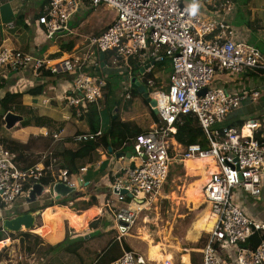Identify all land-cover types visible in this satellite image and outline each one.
<instances>
[{"label":"built area","instance_id":"built-area-1","mask_svg":"<svg viewBox=\"0 0 264 264\" xmlns=\"http://www.w3.org/2000/svg\"><path fill=\"white\" fill-rule=\"evenodd\" d=\"M194 3L210 12L199 14ZM82 4L92 9L104 4L115 10L116 17L100 34L87 38L85 46L77 48L67 58L43 59L17 49L0 48V69L16 72L29 67L34 77L43 72L71 76V87L62 97L70 115L63 119L79 122L89 106L98 111L104 101L105 81L96 75L101 64L100 54L109 57V60L104 57L105 65L110 61L113 66L132 63L134 70L145 69L151 63H170L171 72L165 86L150 77L152 67L145 69L137 79L156 102L158 122H153L146 133L131 141L133 155L139 162L113 177L109 195L103 201L102 207L111 215L114 224V239L121 248L120 257L108 264H156L144 254L124 250L122 241L128 239L126 234L138 215L161 191L170 160L174 158L170 154L169 138L174 137L183 117L189 115L197 119L207 144L206 148L185 146L184 158L211 159L218 170L202 187L214 224L200 253V263H194L191 252L185 251L173 259L177 262L165 260L161 264H264V240L254 250L246 247L251 236L264 235V223L247 216L235 198L237 191L254 198L262 193L264 123L245 120L241 126L223 125L242 102L256 100L259 93L253 90L228 92L223 87L211 85L215 75L264 71V57L260 51L243 41L231 24L233 4L215 3L214 0H48L36 18L38 37L51 40L60 33L76 34L69 22ZM131 71L128 67V79ZM129 87L122 91L125 99L130 98ZM202 89L206 92L199 95ZM63 135L66 136L62 128L41 132V136L50 137L53 143L61 141ZM102 135L100 125L93 132L81 131L75 126L70 139L80 145L96 142ZM80 173V170L76 174L65 169L51 171L52 182L44 185L41 181L46 173L42 162L22 168L0 145V221L16 200L25 198L36 184L43 185V195H51L56 183L82 189ZM0 243L4 244L2 251L14 246L10 239ZM219 249L232 259H223ZM0 264L16 263L11 256Z\"/></svg>","mask_w":264,"mask_h":264},{"label":"rangeland","instance_id":"rangeland-1","mask_svg":"<svg viewBox=\"0 0 264 264\" xmlns=\"http://www.w3.org/2000/svg\"><path fill=\"white\" fill-rule=\"evenodd\" d=\"M0 1V6L3 7L2 11H0V31H3V29L5 28L4 24H10L9 21L13 19V17L8 18V16L13 15V8L11 6L12 0ZM42 1L43 0H38L37 8L41 6ZM230 1L233 2V0ZM234 3L237 9V13L234 15V19L231 22L233 27L240 28L244 25L242 21L246 20V13L249 10L253 11V13H255L256 16L260 17L262 22H264V0H234ZM246 7L247 9L243 10ZM243 11H245V13ZM115 17V10L109 8L104 4L94 9L87 6L76 16L75 21L72 20L71 22H69V27L76 32V37L77 39H79L81 35L90 36L96 30L108 26L113 22ZM30 35V31H27L25 34L27 39L30 38ZM70 38L74 39L73 36L69 37L65 33H60L55 36L51 42L53 43V45L58 47L62 42L69 40ZM250 45L258 46L260 50L264 52V48L261 47L260 42L255 43L254 41H252L250 42ZM128 67L132 70L131 77H138V70H134L132 63H129L128 66L125 64L113 66L110 61L106 66H104V68L102 65L103 69L100 70V73H111L115 74L114 76H118V81H116V95L120 94L121 96H123L122 87L120 88V85H122L123 76H128ZM157 67L158 66H156L155 68L153 67V73H155ZM167 72L168 71H163V74L161 75L155 74L157 78H161L160 83H162V86L166 85L168 74ZM230 78L235 80L236 82L242 80L241 76L230 75ZM220 84H222L221 80L217 79L215 75L213 80L211 81V85L217 86ZM137 85L141 86L139 82H137ZM144 88L147 89L146 87ZM24 103L27 102L24 101ZM33 103L35 104V106H38L36 101H34ZM263 108L264 105L261 104V102H257L246 111H243L238 117L242 119L244 118V120H259L260 124H262L264 120ZM16 109L17 108L15 107V110H12L11 113L22 116L25 118V120L21 124H18V126H16L15 128L8 130L10 131V136L5 134V127L3 126L4 128L1 129L0 137H10L9 139H13L22 143H26L31 139H35L37 134L35 133L33 128V115H36L37 112L33 113L29 111L28 113H26L25 111H23L22 113H20L21 110H17L19 112L18 113L16 112ZM43 109L45 108L34 107L33 110L39 112V110L44 111ZM98 112L100 116L99 118L101 131L103 134H106L110 125L111 109L104 103H101L98 108ZM119 116L124 121L133 122L142 129L147 130L152 125L149 109L141 102L139 98H135L134 100H132V103L130 105H128L125 109H122L119 113ZM48 131L53 132L54 130ZM20 138H23L24 140ZM40 139L35 141L34 145L30 144L29 146L31 149V153L33 155H40L39 160L42 161L45 157L47 159L49 155L48 151L50 150L51 146H54V143L50 137L48 138L50 142L48 140L42 141ZM130 145L123 148L122 152H129L130 150H132V146ZM180 151L181 150L172 152L174 158H172L171 160L170 171L166 182L164 183L160 193L156 195L150 201L149 205H147L146 209H144L138 215L137 221L135 222L134 226L131 228L129 235L127 236L129 240L126 241L129 243L128 245L130 246L131 250L135 252L146 254L148 250V244L146 240H150L155 243H162L166 248L165 254L168 256L165 259L172 260L174 253L179 254L184 253L185 251H192L199 254L201 252V246L205 244L202 243L205 234L200 233L197 235L194 232V222L205 211H209V209L204 202L194 208L193 206L189 205L190 201H188V203L185 201V197L183 194L184 188L187 187V185L194 179L183 169V161L179 158L181 154ZM95 157L97 159V156ZM135 157L136 156L134 155V158ZM100 158L101 157H99V159ZM125 160L128 163H130L131 161V159ZM78 194H80V191L76 190L72 196ZM49 197V195H42L35 203L26 206V209H24V199L19 198L13 205H17L19 203V206H17L16 208H19L21 206L22 209H20L19 211L15 210L14 212L8 211L6 213V216L9 217L13 214L17 215L18 213L24 212L26 210H31L34 212L39 210L40 208H45L50 202H57L54 200L50 201ZM46 200L49 201L46 202ZM78 200L79 198L69 202L66 207H68L73 212L81 214V212L83 211L79 210V207L76 204ZM88 200L89 198L87 199V201ZM101 206H103V202H101L100 207ZM43 211H45V209ZM61 217H63V215H59L58 219L52 220L49 217L48 213L45 216L43 215L42 217L37 218L35 226L29 231H25L24 228H22L23 231H20L19 233H5L7 235L5 240L10 239L14 243V246L9 249H4L3 251L1 247L0 255L2 254V258L0 262H4L5 260L8 261L12 256V261L16 264H18L19 261H21L22 264H58L59 261L63 264H92L96 259L98 253L105 247H107L111 239L114 238L115 233L112 229L110 231H103L101 228L99 229L100 232L96 229V226L100 225L101 222H99V220L95 217L93 218L94 220L92 219L93 221L91 220V222L95 221V223L97 224L94 227L95 230H93V227L89 225L87 231L86 229L82 230L70 228L68 220L65 218L66 221H62ZM44 224L48 227V229H46L44 232L37 233L34 231L35 229L37 230L39 227H42ZM208 231L209 229L207 230V233ZM22 233H30L31 235L38 236L41 241L36 242L34 241V239H30L29 241H22V237L20 235ZM194 234L199 237L198 241L195 243H193L191 240ZM90 237L92 238L90 239ZM73 239H76V241H79L78 239L85 240L82 247L77 250L76 255L65 254L62 249L67 247L66 243H69L68 241L71 242V240ZM54 246L57 247L58 251L47 253L50 247ZM175 246L178 247V252L175 251ZM27 247L32 249L30 254L27 251ZM192 261L195 263V260L193 258Z\"/></svg>","mask_w":264,"mask_h":264},{"label":"crops","instance_id":"crops-1","mask_svg":"<svg viewBox=\"0 0 264 264\" xmlns=\"http://www.w3.org/2000/svg\"><path fill=\"white\" fill-rule=\"evenodd\" d=\"M214 1H215V3L219 2V3L224 4V3L230 2L233 4V10H232L231 15H230V20L232 22V20L234 19V15L237 13L236 6L234 5L235 3L232 1H223V0H214ZM37 2H38V0H12L11 6L13 8V15L8 16V18L13 17V19H11L9 21L10 24H4V27L6 29L4 28L3 31H0V48L4 47V48L17 49V50L22 51L23 53L30 54V55H33V56H36L39 58H43V59L44 58H47V59L67 58L77 48H80V47L83 48L86 44L87 38L98 35L101 31H103L107 27V26H105L102 29L96 30L90 36L81 35L79 37V39H77L76 34H74L73 35L74 39L70 38L69 40L62 42L57 47V46L53 45V43L51 42L53 39L44 40V39L38 37V35H37L38 31H39V27L36 24V18L42 13L44 7L47 5L48 0H43L41 3V6L39 8H37ZM0 4H1V1H0ZM193 6H194V9L199 14H204V13L210 12L207 10V8L204 9L201 5L194 3ZM86 7L87 6L85 4H82L81 8L79 9V12L71 19V21L72 20L75 21L76 16L81 12V10L85 9ZM36 8H37V10H36ZM2 9H3V7L0 6V11H2ZM245 9H247V7L244 8L243 10H245ZM243 12L245 13V11H243ZM246 14H247L246 20L242 21L244 25L241 26L240 28L234 27L235 30L239 33L240 38H242V40L245 41L247 44L250 45V42H252V41H254L255 43L260 42L261 47L264 48V22H262L261 18L256 16V14L253 13V11H251V10L247 11ZM27 31H30V33H31L29 39H27V37L25 36ZM69 37H72V36H69ZM69 44H71V45L68 46ZM251 45H253V44H251ZM254 47L257 48L260 51V53L262 54V56L264 57V52L261 51L258 46L254 45ZM102 65H103V68H104V66H106L105 64L101 63L99 65L98 70H97L98 74H96V75L99 78L103 79L106 83L107 79L114 77L115 74H111V73L102 74V73H100V70L103 69ZM140 69H136V70H138V77H139V70ZM152 69H153V67H152ZM152 69H151L150 77H152L154 79L157 78L155 76V74H158V75L163 74V72L159 71L158 67L156 68L155 73H153L154 69L153 70ZM170 72H171V65H170L168 72H167L168 74H167L166 82L168 80V75L170 74ZM46 73L47 72H43L38 77H34V75L32 74V71L29 69V67L25 70L16 71V72H10V71H5L4 69H0V77L7 79V83H6L5 87L0 90V100L3 99L7 94L20 95L19 96L20 97L19 98V104H16V106H13L12 110H15V107H16L17 108L16 112H18L17 110H21L20 113H22L23 111H25L26 113H28L29 111L33 112V113L37 112L36 115H33L34 118H37L38 116L39 117L40 116H47L49 118H52L55 126L52 127L50 130L55 131L57 128H62L64 130V134L66 135V136L63 135L62 136L63 139L59 142L54 143V144H58V143L62 142L66 148L75 149L79 145L74 144L72 142V140L70 139V136H71L72 131H73V127L76 126L81 131H85V132L90 131L88 123H87L86 114L83 117V119L79 122H76L74 120L63 119V116L70 115V109L65 105V102L62 100V97L69 91L71 84H72V78L69 75L49 76V75H46ZM235 76H241L242 80L239 82H236L235 80L230 78L229 74L217 75L216 76L217 79H220L221 83H222V84L217 85V86L223 87L228 92H241L242 90H246V91H252L253 90V91H257L259 93V96L254 101L248 100V101L242 102L240 104L239 108L236 109L233 112V114L230 117H228L226 119V121L223 123V125H226V126H229L232 124H235V126H239L238 123H240V122L242 123V121H245L244 118L242 119V118L238 117L243 111H246L247 109H249L252 105H254L257 102H261V104L264 105V71L248 70V71H245V72H243L239 75H235ZM138 77L133 76V77L128 79L127 76H123L122 85H120V88L122 87V91L128 85L131 86L130 80L136 79V83H137ZM159 79H160V81L159 82L156 81L157 83L161 82V78H159ZM38 87H40V89H38ZM34 90L37 91L36 94L32 93V91H34ZM145 91L149 93L148 89H145ZM115 95H116V93H115ZM123 95L125 96L124 93H123ZM118 96H119V98H118ZM116 97H117V99L121 100V104H122L121 108L124 109L127 100H129L130 98L125 99L120 94L116 95ZM24 101H26L27 103H24ZM34 101L37 102L38 106H35V104L33 103ZM45 101H47V104H44ZM103 103L105 104V99H104ZM34 107H43L45 109H43L44 111L39 110V112H38V111L33 110ZM148 109L151 110L149 105H148ZM11 111H9V112H11ZM263 111H264V108H263ZM115 112H116V110L113 111V113H115ZM86 113H87V111H86ZM260 114H262V113H260ZM98 117H100L99 112H98ZM115 118H116V116H115ZM24 120H25V118H24ZM50 122H51V120H50ZM50 122L47 121V123H50ZM263 123H264V120H263L262 124ZM99 124H100V118H99ZM152 124H153V121H152ZM16 126H18V125H16ZM235 126H231V127H235ZM33 128H34L35 133L37 134L36 137H41V138L43 137V136H41V132L44 130H49L47 128H41V129L36 128V127H33ZM148 130H149V128L146 131H148ZM5 132H6L5 134L10 136V134H9L10 131H8V129L5 128ZM90 132H93V131H90ZM0 135H1V132H0ZM5 138H6V136H5ZM8 138H10V137H8ZM20 139L24 140L23 138H20ZM42 139H44V138H42ZM172 142L175 144L174 147L177 149V151L183 149L180 145H178L175 142L174 139L172 140ZM125 147H127V146H124L123 148H125ZM122 151L123 150L121 149L118 152H122ZM97 153H98L96 155L97 159L95 157V159L92 163H85L83 166H81L78 169V171L79 170L81 171L80 176L83 179V187H82V189L79 190L80 194H78L79 200H83V201L87 202L88 198L90 200L92 197H94V199L96 201V205L90 207L88 210L81 212V214L73 212L72 210H70L66 206H62V207L54 206L51 208L49 207L50 209L47 211V213H46V210L48 208H45V211H43L44 209L41 210L40 217H42L43 215L45 216L48 213H49L50 218H51V215L53 213L57 214V217L59 215H63V217L65 216L64 218H66L68 220V224H69L70 228H76V229H82V230L86 229V231L88 230L89 225L91 227H93L92 228L93 230H95L94 227L97 224L95 223V221L91 222V220L95 217L99 220V222H101L100 225L96 226V229L99 232H100L99 229H101V228L103 231H105V230L110 231L112 229L114 224H113V221L111 219V215L107 212V210L102 208V206L100 207L101 202H103L104 199H107V196L109 195V192H110L109 185H110V182L112 181L113 177L125 168H129V167L133 168L139 161L137 158H134V155L131 156V158H130L131 161H130V163H128L125 160L126 158L117 159L115 157V155L113 154L114 152L111 154L108 151V153H109L108 154L106 152H103L102 149H100V150H98ZM115 153H117V152H115ZM99 157H101V158L99 159ZM56 171H57V169L52 168V172H56ZM192 178L197 179L199 177L195 176ZM261 182H262L263 190H262L261 195L258 198L251 197L248 193H244L242 191H237L235 193V198L237 199V201L241 205L243 212L247 216L251 217L252 219H255L257 221L264 223V175H262V177H261ZM84 193H85V195H84ZM201 194H202V192H201ZM49 200H46V202ZM79 200L77 202H80ZM191 201H192V199L190 200L189 205H191ZM18 204L14 205L12 207L11 212H14L15 210L19 211L20 209H22L21 206L19 208H16L17 206H19ZM53 208L54 209L64 208V210L59 211V213H58V211L54 210ZM64 212H65V214H63ZM89 212L91 213L90 216L88 215ZM66 214H68V215H66ZM71 215H73V216H71ZM13 216H15V215H12L9 217L6 216L5 218H11ZM72 217L79 218V219L82 218L80 225H77V224H75V226L71 225ZM207 224L209 226L206 225L203 227V225H202L200 228H194V232L197 235L200 233L205 234L204 240L202 243H206V240L208 238V233L210 232V230L213 226V224L211 225V223H207ZM102 225H103V227H102ZM208 229H209V231L207 233ZM196 234H194L192 236L191 240L193 243L198 241L199 237L196 236ZM114 237H115V235H114ZM91 238L92 237H90V239ZM87 239H89V238H87ZM113 239H111V240H113ZM126 240H129V238L128 239L126 238L125 242H127ZM131 241H133V240H131ZM133 242H135V241H133ZM146 242L148 244V250H147L146 254H144V255H146L147 257L148 256L150 257L151 256V247L158 246L159 247V253L161 255V259H154V260L161 262L165 258L168 257L165 254L166 248L162 243H155V242H152L150 240H146ZM174 248H175V251H177V252L179 251L178 247L175 246ZM202 248H203V245L201 246L200 251H202ZM219 251H220L219 255L223 259H227V260H229L228 258L232 259V257L228 256V254H226L225 251H223L221 249H219ZM200 253L197 254V253L192 252V251L190 253L191 258H193L197 263H200V260L202 259ZM139 254H142V253H139ZM181 254L182 253H179V254L174 253L173 259L181 256ZM184 259L186 260V258H184ZM177 261H178L177 259H175V261L173 260V262H177ZM0 263H3V262H0Z\"/></svg>","mask_w":264,"mask_h":264},{"label":"trees","instance_id":"trees-1","mask_svg":"<svg viewBox=\"0 0 264 264\" xmlns=\"http://www.w3.org/2000/svg\"><path fill=\"white\" fill-rule=\"evenodd\" d=\"M223 1H230V0H223ZM234 2V0H233ZM102 32V31H101ZM100 32V33H101ZM99 33V34H100ZM69 44L68 46H70ZM106 59L108 58V55L106 54ZM158 66V69L160 72L168 71L170 64L168 61H165L161 64H155L154 67ZM46 75L53 76L49 73H46ZM157 82L160 81L159 78L155 79ZM116 81H118V76L111 77L110 79H107L105 86L102 89V94L105 99V105L108 106L111 109L110 114V125L109 129L106 134H103L100 139H98L97 142H88L79 145L75 149H68L64 146L62 142L58 144H54V146H51L49 152V155L46 159V157L41 161L40 155H33L31 153L30 144L35 143L38 139L41 137H36L35 139H31L30 141H27L26 143H22L13 139L0 137V145L3 146L4 149L9 151V153L13 156L14 160L17 162V164L22 167H30L38 163H43L45 167V173L46 177L42 179V183L44 185H48L52 182V179L50 177L52 168L53 169H65L70 174H76L78 172V169L83 166L85 163H92L95 159V156L98 154V150L102 149L103 152L108 153L109 150L112 152H118L119 150L123 149L124 146H129L131 143V140L135 138L137 135L147 132L146 129H142L139 126H137L135 123L130 121H124L119 116V113L122 110V104L121 100L117 99L115 93H116ZM7 83V79L0 77V90L5 87ZM40 89V87H38ZM33 94H36L37 91H32ZM128 93L130 94V99L127 100L126 105L124 109L132 103V100L135 98H139L141 102L148 108L147 102L142 98L141 94L142 91H140L138 88L134 89L132 87L129 88ZM20 95H10L7 94L3 99L0 100V132L1 129L4 126L3 118L5 114L12 110L13 106H16V104H19V97ZM116 110L115 113L113 111ZM151 120L153 122H158L157 115L153 114L151 110H149ZM113 116H116L115 119H113ZM87 123L89 126L90 131H95L99 126V117L98 112L94 106H89L87 108ZM51 120V122H50ZM50 122V123H47ZM239 126L242 125V123H238ZM33 126L36 128H47L51 129L55 126L53 119L49 118L47 116H38L37 118L33 119ZM235 126V124L229 125ZM177 131L173 137L175 142L180 145L183 149H185V146H200L201 148H206V138L205 135L201 129V127L198 124L197 119L194 116H185L182 119V123L178 124L176 127ZM44 138V139H42ZM41 140L49 141L48 137H42ZM50 142V141H49ZM109 154V153H108ZM74 194V193H73ZM72 194V195H73ZM70 197L60 199L57 202H50L45 208H48L46 212L54 206H67V204L71 201H74L75 199H78V195H74ZM24 199V198H23ZM204 202V196L203 194H200L198 196H195L191 201V206L196 208L201 203ZM78 205V209L81 211L88 210L90 207L96 205V201L94 197H92L89 201H80L76 203ZM80 205V206H79ZM50 208H49V207ZM40 208L39 210L45 209ZM26 209V207L24 208ZM18 211V210H17ZM28 211V210H26ZM24 211V212H26ZM31 211V210H29ZM23 213V212H21ZM20 214V213H18ZM14 215V214H13ZM62 221H66L64 217H61ZM206 220V223H214V218L210 214V211H205L199 218L194 222V228H200L203 224L202 221ZM94 225V224H93ZM92 225V226H93ZM46 229H48L47 226L43 225L42 227H39L37 230H34L35 232H44ZM22 237V241L30 239H34V241L38 242L41 241L38 236L31 235L30 233H22L20 234ZM7 235L1 231L0 229V241L5 239ZM79 241H76V239H73L68 241L69 243H66L67 247L62 249L65 254H77V250L82 247L84 240L78 239ZM264 240V235L254 234L250 237L248 240L246 247L250 250H254L261 241ZM122 247L126 251H132L130 246L127 242L122 241ZM27 251L30 254L32 249L27 247ZM57 247H50V249L47 251V253L50 252H56ZM2 255V254H1ZM1 255H0V261H1ZM121 255V248L119 243L113 239L111 240L107 247H105L103 250H101L96 259L92 264H108L111 261L117 259ZM18 264H22L21 261L18 262ZM58 264H63L59 261Z\"/></svg>","mask_w":264,"mask_h":264},{"label":"water","instance_id":"water-1","mask_svg":"<svg viewBox=\"0 0 264 264\" xmlns=\"http://www.w3.org/2000/svg\"><path fill=\"white\" fill-rule=\"evenodd\" d=\"M104 54L99 55V60L102 63L104 61ZM154 64L151 63L145 69L149 67H153ZM144 68H141L139 70V75L142 74L145 70ZM132 88L136 89L138 88L140 91H142V98L148 103L149 107L151 108L153 114L157 115L156 110V102L154 99H152L147 92H145V88L141 85L138 86L136 83V79L130 80ZM206 92V89H202L199 95H202ZM115 119V116L113 117ZM24 120L23 117L19 115H15L11 112H7L3 118L4 126L6 129L10 130L13 129L16 125L21 124V122ZM109 153H113L111 150H109ZM133 150L130 152H117L113 153L117 159H130L133 155ZM76 189L74 187H69L62 183H56L53 185L51 194L53 196L54 201H59L60 199L67 198L71 194L75 193ZM44 194V187L41 184L34 185L27 196L24 198L25 204L30 205L35 203L42 195ZM121 194H125V191H121ZM40 210L37 211H26L20 214H17L11 218L3 219L1 222L0 229L2 232L9 234V233H19L20 231H23L22 228H24L25 231L31 230L35 226V222L37 221V218L40 217Z\"/></svg>","mask_w":264,"mask_h":264},{"label":"bare ground","instance_id":"bare-ground-1","mask_svg":"<svg viewBox=\"0 0 264 264\" xmlns=\"http://www.w3.org/2000/svg\"><path fill=\"white\" fill-rule=\"evenodd\" d=\"M172 140H173V137H170L169 138V141H168L169 144H170V147H171V149H170L171 156H173L172 155V152H177V149L174 147L175 144L172 142ZM180 152H181V154H180L179 158L183 161V169L185 170V172L187 174L191 175L192 177H195V176H198L199 177L198 179H194L191 183H189L187 185V187L184 188V193L183 194H184V197H185V201L188 203V201H190L191 199H193L195 196H198V195L201 194L202 187L208 181L209 176L212 175L213 173H216L218 170H217V167L214 165V163L211 161V159H204V160L196 159V158L195 159H185L184 156H183V154L186 152V148L185 149H182ZM171 160H170V163H171ZM169 171H170V167H169ZM168 174H169V172H168ZM165 182H166V180H165ZM204 203L205 204L208 203L205 197H204ZM54 210H57L58 213H59V211H63L64 208H56ZM53 214L51 215V219L52 220H56V218L58 219L57 214H54V215ZM63 214H65V212ZM66 215H68V214H66ZM88 215L90 216L91 213L89 212ZM71 216H73V215H71ZM81 221H82V218L79 219V218L72 217V219H71V225H73V226H75V224L80 225ZM202 224H203V227L206 226V225H208L206 223V220L202 221ZM211 225H212V223H211ZM212 229H213V226H212L211 230ZM211 230H210V232H211ZM210 232L208 233V238H207L206 242L209 240ZM129 233H130V231L127 232L126 236H128ZM3 245H4L3 243L2 244L0 243V249H1V247ZM150 257L148 256L149 261L156 262V264H161L163 261L167 260V259H164L161 262H158V261H155L154 260V259H161V255L159 253V247L158 246L151 247V256Z\"/></svg>","mask_w":264,"mask_h":264},{"label":"clouds","instance_id":"clouds-1","mask_svg":"<svg viewBox=\"0 0 264 264\" xmlns=\"http://www.w3.org/2000/svg\"><path fill=\"white\" fill-rule=\"evenodd\" d=\"M104 62H105V61H103L102 63L104 64ZM130 87H131V86H130ZM147 93H148V92H147ZM148 95L150 96L149 93H148ZM99 125H100V124H99ZM174 138H175V137H174ZM45 195H47V194H45ZM49 196H50V195H49ZM51 196H52V194H51ZM51 196H50V197H51ZM50 197H49L50 201H53V196H52L51 198H50ZM24 204H25V203H24ZM26 206H28V205L25 204V207H26ZM40 211H41V210H40ZM32 212H33V211H32ZM7 217H8V216H7ZM4 219H6V218H4ZM1 222H2V220H1Z\"/></svg>","mask_w":264,"mask_h":264}]
</instances>
